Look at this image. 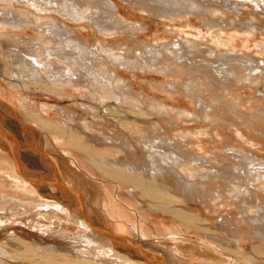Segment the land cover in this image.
<instances>
[{"label":"rangeland","instance_id":"374dc122","mask_svg":"<svg viewBox=\"0 0 264 264\" xmlns=\"http://www.w3.org/2000/svg\"><path fill=\"white\" fill-rule=\"evenodd\" d=\"M80 1L83 2L82 0ZM110 1L115 4L116 10L118 12L117 15L128 22L126 27L123 26V28H120L119 30H99L98 27L89 20H63V15L59 14V16H57L58 20H60V23L62 21L66 22L71 27L73 33L76 34V36L85 37L87 39L86 42L91 46L103 45L101 47V49L104 51L101 52L103 55H106V53H115L122 56L125 61L128 60V63H126L124 66L121 64L117 67L113 66L112 64L108 66L113 70L114 73H116L115 81H118V86L116 84L115 89L110 90L109 94L105 95L103 91H99L98 87L94 88L93 91L99 94V99L96 98L98 100L97 101L93 97L90 98L91 96L89 95L91 88L87 87L86 85L84 88H79L77 86L66 87L65 93H63L61 96L48 93L53 97H48L42 93L43 91L39 92L38 90L36 92V88H24V95L29 99L32 106L39 111L35 114H31L29 110H25L20 101L17 99L18 97L16 98L7 81L3 77H0V96L9 102L14 107V109H16L21 118L31 125L28 127L26 124H23L22 121L13 119L18 125L20 131H22L19 134L22 140H25L23 136L25 128H28V130L33 129L40 133L38 135L32 131L26 132L31 135L32 143L35 145L41 146V142L43 141L42 138H46V153L49 155L52 154V156L56 157L60 163H64L63 161H65V163L68 162V165L71 166L76 173L78 172L81 174L83 178V182L81 183L82 185H78L79 183L76 181L77 179H75V177V180H69L67 178L70 182L76 184V190L78 189L80 192L84 191V193L85 191L87 193H102L104 195L107 202L104 201L99 203L98 199L95 197L92 201V203L96 202L102 205L103 207L100 205L99 206L103 211L98 210L99 207L98 209H95V206H92V203L88 201L86 202V204L88 203L89 206L88 213L94 214L96 212L102 217V220L104 221L108 216L112 224L116 220L112 216L108 215L106 209H108L113 201V195L115 196L114 191L112 188H110V186H108L107 181H105L100 175L96 174L94 170L95 168L86 158H84L85 156L81 153H84L83 149L79 153V150H74L68 145V138L71 139L72 137H75V139L82 144V142L86 143L85 138L87 137L88 133L98 138L100 137V139H103V136H106L109 138L108 143H111L113 140H121L122 137H125L126 139H124L126 142H128L129 139V142L132 140L130 143L133 144L134 151L136 150L138 155L141 156L142 150L134 138V136H136L138 133H141L142 137L140 138L142 140L144 138H148V136H153L158 140L161 138L165 139L171 144L173 143V139H175L178 143V148H181L182 151H188V158H191V152H194L196 155L199 154L203 156L204 160H207V162H204V164L199 167V169L198 167H195L193 170H189L191 180H198V174H200V170L203 172H205V170L214 172V170L217 168L221 171H232L237 175H243L244 171H247L246 173L248 175H252L253 172V176L258 177L257 171H260V173L262 170L264 171V165H259L258 163L261 159L264 160V1L243 0L245 3H241L243 1L239 0L233 1L232 5L223 4L224 7H222L220 2L225 0H200L203 3L206 1L204 6L205 8L212 6L211 12L204 10L197 13V11H195L196 15H194V13H190L182 16L177 15L176 18H172L169 13L162 14L161 12L155 11L156 7L160 9V6L158 5L159 0H156L158 3L155 2V0H149L147 1V3L149 2L147 5L141 4L140 6L135 5L133 2L131 3V0ZM152 1L154 3H152ZM257 1L260 3V6H258L259 4ZM233 3L235 5L238 4V8L240 10L234 9L235 5ZM87 6L88 5H85V7ZM92 6L96 7L94 9L98 8V10L103 13L102 16L107 13L111 15L109 11L103 8L105 6ZM212 19L215 23L212 21ZM16 31L28 37H33L35 35L34 31L30 28L23 30L20 28ZM0 37V61L4 63H10L11 58L6 57V43L2 39V37L6 36L3 32H1ZM175 42H177L178 45H176ZM190 42L192 44V48L194 49L190 47L188 48V46L186 48V45H188ZM194 42L195 45H193ZM167 43L171 44L169 45L171 49H173L175 52L177 51L174 55L172 52H170V50L166 51L164 49V44ZM182 44H184V47L186 48L185 52H187V54L181 58L179 55H183V53H185L184 49H182ZM106 47H110V49ZM180 47L182 50L179 49ZM150 48L164 49V55H169L170 57H168L171 60H163L164 63L153 64L156 63L154 60L155 56L151 57L149 55L147 58ZM126 52L127 55L125 54ZM139 52L142 53L141 55L146 60H149L146 61L144 58H141L139 56ZM156 52L158 53L159 51L157 50ZM226 54L232 57L238 56L239 61L242 56H245V54L253 56L256 59L255 62H252L253 67L251 66L253 68L251 76L253 80L250 79L249 81L245 79L249 71L247 70L245 72V67H242L241 71L238 70L240 68H237L238 73H236L237 75L235 74V76L232 74L233 67H230L231 63L227 62V65H223L221 63L219 65V63L222 62L221 56H227ZM132 55L136 59V65H134L135 61H132ZM156 55L157 58L155 59H160L161 56H159V54ZM243 61L245 60L243 59ZM170 63L171 66H169ZM200 65L201 67H199ZM198 68H200V71H197ZM95 70L96 73H99V68L98 71L97 69ZM221 70H225L224 73H221ZM207 74H210V77ZM88 75L93 78V71H89ZM211 77H213L214 80ZM128 85L130 86V90L133 93L130 92L132 95L128 93L125 95V97L123 96V99L125 98L124 104L120 105L121 108L123 107L122 109L125 111L127 117H120L116 113H111L109 114L110 116L106 115L105 108L109 104L115 102L114 99H111L112 96H115V94L117 96L116 92L122 93L123 90H129V88L127 89ZM118 88L122 90L119 91ZM198 90H201V94H203L206 99H209L208 101L215 103V106L217 107L212 110L214 112L210 111V114L208 113L210 109H208L206 103L205 105L199 104ZM88 93L89 95H87ZM62 96L64 98H62ZM136 101H139V104ZM141 101L143 103H140ZM51 105L56 108L61 107L60 109L63 108L64 110L62 109V113L56 110L54 112L50 109V107H52ZM68 105L71 108H69ZM94 110L98 113H96ZM14 115L17 116L15 113ZM71 115L75 120L70 118ZM59 116L62 118L65 116L66 119L64 118V121L71 123V135L65 131H58L54 127L53 123H55V120L57 119L56 117ZM77 118H80L81 120ZM71 119L72 121H70ZM39 123L49 126V129H42L39 126ZM159 126L161 127L160 129ZM6 128L7 126L5 129ZM154 128L158 130L157 134L151 133L150 135V131H152L150 129L154 130ZM73 130H76V135ZM35 135L38 137L39 142L34 139ZM167 137L172 139L169 140ZM124 139H122V142L126 143L124 142ZM117 142L119 144V141ZM186 142L188 144L184 145ZM171 147L174 146L172 145ZM232 148L242 149L240 152L243 154L240 152H234ZM105 151L107 153H111L113 158H120L122 155L124 156V154L116 152L115 149H105ZM69 153H74V155L71 156ZM94 154L96 157L98 156L96 155L97 153H93L92 156ZM75 155L77 157H75ZM80 155H82V158ZM256 157L260 159H255ZM62 158L64 160H61ZM227 161L231 162L229 163L231 166L227 164ZM234 163L241 165L244 169L242 168L235 170L233 165ZM72 168L69 167V170L71 172L73 171L74 173ZM184 168L188 167L183 165L181 170ZM252 169H254V171ZM259 179L260 180L255 179L256 183L254 185L244 182L248 188L246 187V189H243L242 187L239 190H236V187H239L241 184H243V182L234 180V184L236 186L232 187V185L227 184V179L218 178L217 180L212 181L214 193L212 191L208 192L210 194L202 193L204 196H207L206 200L198 199L195 201L188 200L185 196L180 197V199L176 198L174 195L170 196L166 194V196H164L160 189L157 190L154 188V184H157L158 181H155V183L148 181L149 188L151 185V188L148 192L144 191L143 193V189L138 187V190L140 191L139 196H141L139 197L141 204L146 205L147 208H149V210L144 211L145 215L140 212V207L138 204L139 199H132L127 195L121 196L122 200L118 198L124 205H126V199H131V205L134 208L132 209V212L134 213H131L129 211V207H131L130 203L127 205L128 207L125 208L124 212H129L132 215V220L131 222L127 221L123 222V224L120 223L123 225V227L119 229L125 228L126 231L130 233V235L142 242L145 240L143 239V236H146L147 234L148 235L146 237H149L151 233H155L157 236L160 235L157 234L156 231L152 232L151 229L149 230V227L151 226L150 219H153L154 224L158 226L160 224L162 226L166 225L169 228L168 231H166L169 235H164L163 232L159 238L161 237L160 239L168 243V246H170V249H172V251H170L172 256L176 254L175 250L178 247L181 248L180 246L186 250V255L187 252L189 253L190 256H182L183 259H177L182 261L183 264H211L213 261H217L220 264H244L243 261L238 260L237 255L238 257L244 256L248 258L247 260L248 262L250 261V264H264V244H262L264 241L259 240L258 237L253 236L251 233L249 234V232H251L249 229L251 228L250 225L247 224L251 223L249 222L248 218L247 222L244 220L241 208L248 204V211L251 215L257 214V211H262L258 207L259 204L264 201V176H261ZM121 180L126 181L123 179ZM87 181L94 183V185H86L85 182ZM128 181L129 180H127L125 183L132 184L131 181ZM96 185L103 186L96 192V189L94 188ZM85 188L91 189L87 190ZM103 192H107V194L105 195ZM243 192L249 194L252 192L250 194L251 196L249 195L247 197L245 195L249 201L244 198L245 196L242 195ZM176 199H178L179 202H177L178 200ZM207 200L209 203L206 206ZM256 204H258V206H256ZM169 205L173 207L175 205L176 207L180 206L181 209H186L185 211L187 212H194V215L189 213V216L187 217L188 220H182V218L177 217L178 215L174 216L172 211L165 209V207H169ZM190 207H192V209ZM147 214H149V219L146 217ZM121 215V217L124 216L122 213ZM231 216L234 217L233 221H235L238 229L240 228L239 230L241 231L239 233L241 234L240 240L242 239L241 248H237L235 250H232L231 248L230 250L228 247L220 246V250L219 243L218 245H213L211 242L206 241L204 236L211 233L216 234L219 232V230L220 233L223 232L222 234L228 235L230 233L229 229L232 228H227L229 226L227 221L231 220ZM97 217L98 216L96 215V218ZM135 217L142 220L140 221L138 219L137 223ZM98 219L101 221L99 217L97 220ZM64 221L66 220L61 218L60 223L55 225V229L48 234H45V236L36 229H31L26 225H23V227L19 226L16 229H10V226L5 225L3 227L4 229L0 231V245L5 244L10 233L14 231L21 234L25 238H28L30 241L36 240L40 247H46L48 244L53 243L58 236L64 239H73L77 237V234H80V232L84 233L82 232L84 230L82 229L81 225L76 226L74 223L71 224L68 221ZM169 221H171L173 226H169ZM180 221H182V225L180 224ZM135 222L138 224V228L141 231L145 229V227L146 229L148 228V231L146 230L147 233L144 235L142 234L141 236L138 233L137 224H135ZM98 248L108 252L107 254H111L110 245L106 243L105 240L101 241V244L98 246H92V249H95L94 252H97L96 250ZM223 248L226 249L227 252L223 250ZM9 250L15 253L17 252L14 248H9ZM239 251L241 255L239 254ZM232 253H234L236 256ZM127 256L131 257L130 255ZM206 257L209 258L206 259ZM50 262L53 264H63L59 260L58 262L50 260ZM172 263L182 264L181 262L173 261Z\"/></svg>","mask_w":264,"mask_h":264},{"label":"bare ground","instance_id":"6f19581e","mask_svg":"<svg viewBox=\"0 0 264 264\" xmlns=\"http://www.w3.org/2000/svg\"><path fill=\"white\" fill-rule=\"evenodd\" d=\"M82 1L83 2H81L80 0H0V33L3 32L6 36V37H2V39L6 43L5 44V49H6L5 53H7L6 54L7 58H11L10 63H4V62L0 61V77H3L7 81V83L10 86L11 91L15 94L16 98L18 97L17 99L20 101V103L25 108V110L26 109L29 110L31 112V114H35L36 112H39V111L32 106L29 99L24 95L23 90H25V89L36 88V92L38 90H39V92L43 91L42 93H44L48 97H53V96H50L48 93L55 94L56 96H61L63 93H65L66 87H76L77 86L79 88H84V86L86 85L87 87L91 88L90 95H89V93L87 95L91 96L90 98L93 97L95 99L96 98L99 99V94L93 91L94 88L98 87L99 91H103L104 94L107 95L110 93V90L115 89L116 84L118 86V81H115V74L116 73H114L113 70L111 68H109L108 66L111 64L113 66H116V67L120 64L122 66H124L126 63H128L127 62L128 60L125 61L124 58H122V56L115 54V53H113V54L112 53H106V55H103L101 53V52H104L101 49V47L103 45L91 46L90 44H88L86 42L87 39L85 37L76 36V34L73 33L71 27L66 22L62 21L60 23L59 22L60 20H58L57 16H59V14L63 15V17H62L63 20H66V19L69 20L70 19V20L80 21V20L86 19V20L91 21L93 24H95V26H97L99 30L100 29L101 30H111V29L119 30L120 28H123V26L126 27L128 22L126 20H123L122 18H120L119 15H117L118 12L116 10V6L110 0H82ZM147 1H149V0H131V3L133 2L135 5L140 6L141 4L147 5L149 3V2L147 3ZM153 1H152V3H154ZM206 1L203 3L200 0H159L158 5L160 6V9H158L156 7L155 11L161 12L162 14L163 13H169V15L172 16V18H176L177 15L182 16V15L190 14V13H194V15H196L195 11H197V13L199 11L202 12L204 10L211 12L212 6L208 7V8L204 7ZM233 1H239V0H225V1H221L220 4L222 7H224L223 4H226V5L231 4L232 5ZM155 2H157V1L155 0ZM241 3H245V1H243ZM258 4H259L258 6H260L259 2H258ZM85 5H88V6L85 7ZM92 5L99 6V7H100V5L105 6L103 8L106 9L107 11H109L111 15H109L107 13L109 16L107 14H104V16H102L103 13H101L98 10V8L94 9L96 7H93ZM209 5H210V3H209ZM238 6H239L238 4L235 5L234 9H239ZM201 12H200V14H201ZM212 21H213V19H212ZM20 28H22V30L26 29V28H30L34 31L35 35L33 37L25 36L24 34L16 31V30H19ZM180 41H182V40H180ZM169 43L164 44V49L166 51L170 50V52H172V54L174 55L177 51L175 52L173 49H171L169 46L171 44H169ZM175 44L178 45L177 42H175ZM182 45H180V46H182V49H184V52L186 51L185 49L187 48V46H188V48L189 47L192 48L191 42L188 43V45H186V43H185L186 48L184 47V44H182ZM193 45H195V42ZM106 48L110 49V47H106ZM150 49L148 51V54L147 53H145V54H147V58L149 55L151 57L155 56L154 60L156 61V63H153V64H161V63H164L163 60H165V61L171 60V59H169V57H170L169 55H168L169 57L164 55V52H165L164 49L163 50L160 48H155V49L153 48L154 50L152 48H150ZM179 49L182 50L181 47ZM192 49H194V48H192ZM157 50L159 51L158 53L156 52ZM155 53L159 54V56H161L160 59H155V58H157L156 57L157 55ZM125 54L127 55V52ZM141 54L142 53L139 52V56L141 58H144ZM185 54H187V52H185V53H183V55H179V56L182 58V57H184ZM190 54H192V53H190ZM126 57H128V56H126ZM145 57H146V55H145ZM133 58H134V56L132 55V61H135V64L133 62L132 63L134 65H136V63H137L136 59L134 58V60H133ZM243 59L245 61H243ZM144 60H146V59L144 58ZM148 60H146V61H148ZM255 60L256 59L253 56H250L247 54H245V56H242L240 58V61H239L238 56L232 57L229 55H227V56L224 55V56H221L222 62H220L219 65L221 63L223 65H225L227 62L231 63L230 67H233V71H232L233 75L238 73V70L241 71L242 67H245V69H246V70H244L245 72L247 70H249L248 75L245 77V79L250 81V79L253 80V78L251 77L252 76V69H253L252 68L253 67L252 62H255ZM150 61H153V60H150ZM140 62H142V61H140ZM212 62H214V61H212ZM171 63L169 66H171ZM199 67H201V65ZM98 68H99V71H98ZM237 68H240V69L237 70ZM95 69H97V71L99 73H96ZM89 71H93V75H94L93 78L88 75ZM197 71H200V68H198ZM224 71L225 70H221L220 72L224 73ZM256 71H255V73H256ZM207 75L209 76L210 74H207ZM221 75H223V74H221ZM242 75H243V73H242ZM211 78L213 79V77H211ZM216 79H217V76H216ZM218 79H220V78H218ZM229 79H231V78H229ZM216 82H218V81H216ZM218 84H220V83H218ZM120 85H122V84H120ZM213 85H214V83H213ZM215 87H217V86H215ZM128 88H129V90H123L122 93L116 92L117 96H116V94H115V96H112L111 99L112 100L114 99L115 102L109 104L105 108V114L106 115H109L111 113H116L120 117H124V116L127 117L125 111L122 109L123 107L121 108L120 105L124 104L125 98L123 99V96L125 97V95L132 92L130 90L129 85H128L127 89ZM123 89H125V88H123ZM174 89H176V88H174ZM118 90L121 91L122 89L118 88ZM97 91H98V89H97ZM198 92H199V95H198L199 104L205 105V103H206V106L208 107V109H210L208 111V113L210 114V111L214 110V108H216L217 106H215L214 102L208 101L209 99H206L203 96V94H201V90H198ZM132 93H130V94L132 95ZM133 96H135V95H133ZM222 96H223V94H222ZM62 98H64V97L62 96ZM133 99H135V98H133ZM137 103L139 104V101ZM140 103H143V102L141 101ZM6 107H7V105H6ZM36 107H37V105H36ZM68 107H69V105H68ZM129 107H131V106H129ZM60 108H56L54 106L50 107V109L52 111L55 112V110H56V111L62 113V111L64 109L62 108L63 109L62 110ZM69 108H71V107H69ZM7 109L9 111V108H7ZM45 109H46V107H45ZM94 109H96V108H94ZM10 110H12V109H10ZM129 111H128V113H129ZM212 112H214V111H212ZM73 113H75V112H73ZM96 113H98V112H96ZM218 114H220V113H218ZM4 116H6V118L4 117L5 119L0 120V122H2V125H3L2 127L4 129L6 126L9 127L5 123L7 121L11 124L12 127H14L15 131L18 134H20L21 131H20L18 125L14 122V120L21 121V119H19L18 116H15L13 112H12L11 116L8 114H4ZM76 116H75V118H76ZM29 117H30V115H29ZM7 118L8 119L11 118V119L7 120ZM56 118L57 119L55 120V123H53V121H52L54 127L58 131H60V130L65 131L69 135H71L72 125H71V123L64 121L65 116H64V118H62L61 116L56 117ZM70 118L74 119V117L72 115L70 116ZM70 118H68V119H70ZM80 118H77V119H80ZM72 119L70 121H72ZM74 120H73V122H74ZM87 123H88V121H87ZM90 123H92V122H90ZM93 123H94V121H93ZM39 126L44 130L49 129V126H46L43 123H41V124L39 123ZM87 127H88V125H87ZM74 128H76V127H74ZM160 128L161 127L159 126V129ZM5 130H4V132H5ZM150 130H152V131H150V135H151V133L157 134V131H158L157 129L154 128V130L153 129H150ZM11 131L8 130L7 132H11ZM75 131H74V133L76 135L77 133ZM26 132H27V130H26ZM74 133H72V134H74ZM7 134H9V133H7ZM85 134H87V133H85ZM4 137H6V136L4 135ZM140 137H142L141 133H138L136 136H134L135 140L138 142V144L142 150L141 151L142 156L138 155L136 150L134 151L133 144L130 143L132 140L129 142V140H130L129 139L128 142H126L125 137H122L121 140H113L111 143H108L109 138H107L106 136H103V139H100V137L98 138V137L93 136L92 134L88 133L87 137L86 138L84 137V138H85L86 143H88L89 145L86 143H83V142L81 144L79 141H77L75 139V137H72L71 139L68 138L69 140L67 142L68 145L72 147V149L79 150V153L83 149L84 153L83 152H81V153H82V155L85 156L84 158H86L92 164V166L95 168L94 170H95L96 174L100 175L105 181H107L108 186H110V188H112V190L114 191L116 198L113 195V201L110 204V206L108 207V209H106V212L108 213V215L112 216L116 220V221H114L113 224H114V226H116L118 228L123 227V225H121L120 223L123 224V222H127V221L131 222V220H132V215L129 212H124L125 208L128 207L127 205H129V203H131V199H126V202H125L126 205H124L121 202V200H122L121 196L127 195V196H130L132 199L135 198L136 200H138L139 197H141V196H139L140 191L138 190V187H141L143 189V193H144V191L148 192L149 189L151 188V185H150V188L148 186V181H151L154 183H155V181H158L157 184H154V188L157 190L160 189L161 193L164 196H166V194L170 195V196L174 195V196H176V198H179V199H180V197L185 196L188 200L195 201L198 199L206 200L207 196H204L202 193H208L210 191L213 192L214 187L212 185V183H213L212 181L217 180L218 178L227 179L228 180V182L226 180L227 184L232 185V187L236 186L234 184L235 183L234 180H237L239 182H243V184H241L239 187H236V190H239L242 187H243V189H246L247 186L245 185L244 182H248L249 184L254 185L256 183L255 179L260 180L259 178L261 176H264L263 170H262L263 172L261 171V173H260V171H257L258 177H256V176H253L254 175L253 172H252V175H248L246 173L247 171L246 172L244 171L243 175H241V174L237 175V174L233 173L232 171H226V170L221 171L220 169L217 168L214 170V172H209L206 170H205V172H203L200 170V174H198V176H199L198 180H191V175H190L189 170L190 169L193 170L195 167H198V169H199V167H201L204 164V162H207V160H204L203 156H201L199 154L196 155L194 152H191V158H188L189 157V155L187 154L188 151L187 150L182 151L181 148H178L177 147L178 143L176 142L175 139H173V143L170 144L165 139H162V138L160 140H158L157 138H154L153 136H148V138H146V139L144 138L142 140ZM169 137H167V138L169 140H171L172 138H169ZM84 138H83V141H84ZM20 139H22V138L20 137ZM34 139L37 142H39L38 137L36 135L34 136ZM122 139H124V142H126V143H123ZM42 140H43L42 142L46 144V142H47L46 138H45V140L42 138ZM24 141H26V143H28L27 139H25ZM117 141H119V144ZM186 144H188V143L187 142L184 143V145H186ZM172 145L174 147H171ZM19 147H20V145H19ZM132 148H133V150H132ZM239 148H241V147H239ZM105 149H109V150L115 149L116 152L122 153V154H124V156L122 155V157H120V158H113L111 153H107L105 151ZM232 149L234 152L242 151V149H235V148H232ZM93 153H97L96 155H98V156L96 157L95 154L92 156ZM240 153H242V152H240ZM69 154L71 156L74 155V153H72V154L69 153ZM82 155H80L81 158H82ZM75 157H77V156L75 155ZM250 157H252V156H250ZM43 158H45V157L43 156ZM242 158H243V155H242ZM255 159H260V158L256 157ZM61 160H64V159L62 158ZM192 161H193V163H192ZM32 162H33V160H32ZM63 162L64 163H61V167L63 168V170L65 172V176L69 180L77 179L76 181L79 183L78 185H82L81 183L83 182V178H82L81 174L78 172L76 173L75 170L71 166L68 165V162H66V163H65V161H63ZM227 162H228L227 164L231 163L229 161H227ZM258 163H259V165H264V160L261 159L260 162H258ZM47 165L50 166L49 164H47ZM183 165H186L188 168H184L181 170V167ZM233 165H234L235 170L243 168L241 165H237L236 163H234ZM68 166L74 170V173H73V171L71 172L69 170ZM93 167H92V169H93ZM51 168L53 169L54 167H51ZM252 170L254 171V169H252ZM29 177L31 178V176H29ZM74 177H75V179H74ZM121 179L126 180V181H122ZM127 180L131 181L132 184L125 183V182H127ZM221 181H222V179H221ZM87 182H85L86 185L90 184L89 182L88 183ZM38 184H40V183H38ZM89 186H91V184ZM85 189L90 190L91 188H85ZM103 193L105 195L107 194V192H103ZM251 193L252 192H250V194ZM88 194H89V199H90L89 202L90 203H92L94 197L96 199H98L99 203H102L104 201L107 202L102 193L96 194L94 192L93 193L90 192ZM208 194H210V193H208ZM250 194L243 192L242 195H244V196L246 195L248 197ZM246 196L244 198L249 201V199ZM118 198L121 200H119ZM176 200H178V199H176ZM252 200L254 201L253 198H252ZM138 202H139L138 204L140 207V212L145 215L144 211L149 210V208H147L146 205L141 204L140 199L138 200ZM177 202H179V200ZM205 203H206V201H205ZM208 203L209 202L207 200L206 206ZM100 206H102V205H100ZM256 206H258V204H256ZM190 208L192 209V207H190ZM241 208H242L244 220L247 222V218H248L249 222L251 223V224H247V225H250V228H251V229H249V230H251V232H249V234L251 233L253 236L258 237L259 240L264 241V201L261 202V204H259V207H258L262 211L261 212L257 211L258 213L255 215H251L250 212L248 211V204L244 205ZM142 209H143V211H142ZM165 209L172 211L173 212L172 214H174V216L178 215L177 217L182 218V220L187 219V217L189 216V213L194 215V212L193 213L191 211L187 212V211H185L186 209L183 210L180 208V206L176 207V205L174 207L169 205V207H165ZM71 210L66 205H63L61 202H59L56 199H49V198L43 197L39 193V191H37V188L35 186L30 184L28 180L24 179L23 177H21L16 172L14 162L0 148V231L2 229H4L3 227L5 225L10 226V229H13V228L16 229L19 226L23 227V225H26L27 227H30L31 229H36L37 231H39L41 234H43L45 236V234H48L49 232H51L52 230L55 229V225L60 223L61 218L70 222L71 224H73V223L76 224V226L81 225L82 229L84 230V231H82L84 233L80 232V234H77V237H75L73 239H64V238L58 236L53 243L48 244L46 247H40L36 240L30 241V240H28V238H25L24 236H22L19 233H16L15 231L11 232L10 235L8 236V238L6 239V243L0 245V264H40V263L41 264H43V263L44 264H53L52 262H50V260H53L54 262H58V260H59L63 264H145V262H143L142 260L136 259V258L132 257V255H130L126 252L118 251L117 249L115 250L110 239L103 236L101 233L95 231V229H93L92 226L89 225L84 220L83 217H81L80 215L75 213V211H73V210L71 211ZM88 212L89 211L87 210V213ZM120 212L122 214H124L123 217H121L122 215ZM254 213H256V212H254ZM233 219H234V217L231 216V220L227 221V224H229V226L227 228L228 229H229V227L232 228V229H229L231 234L229 233L228 235H224V234H222L223 232L220 233V230H219V232H217L216 234L215 233H211L208 235L204 234L205 235L204 237L206 238L205 240L208 242H211V244H213V245L214 244L218 245V243H219V247L220 246L228 247V248H230V250H231V248H232V250H235L237 248H241V240L242 239L240 240L241 234H239L241 231L239 230L240 228L238 229V226L235 223V221H233ZM66 221H64V222H66ZM97 221L99 222L100 220L98 219ZM150 221H151L150 222L151 226L149 227V230L151 229L152 232L156 231V233L158 234L160 227L158 225L154 224L153 219L152 220L150 219ZM180 222H181L180 224L182 225V221H180ZM241 223H243V222H241ZM152 228H153V230H152ZM144 230L148 231V228L146 229V227H145ZM85 233H87V234H85ZM151 235L157 236L155 233H153V234L151 233ZM104 240L106 243H108L110 245L111 254H107L108 252H105L101 248H98L96 250L97 252H94L95 249H92V246H95V245L98 246L101 244V241H104ZM262 244H264V243H262ZM159 246H161V245H159ZM168 247L169 248H166V249H170V246H168ZM180 247L181 248H178L176 252H178L182 256H187V255L190 256L188 252L186 255V253H185L186 250H184V248L182 246H180ZM9 248H14L15 251H17V252L16 253L12 252L9 250ZM162 248H163V246H162ZM220 250H221V247H220ZM223 250L226 251V249H224V248H223ZM171 251H172V249H171ZM206 251H208V250H206ZM193 253H196V252H193ZM125 254L130 255L132 258L125 255ZM232 254L235 255L234 253H232ZM239 254H240V251H239ZM242 254H244V253H242ZM207 258H209V257H206V259ZM237 258H238V260L243 261L244 264H250L249 263L250 261L248 262V260H247L248 258H246L244 256L238 257V255H237ZM179 259H181V258H179ZM172 261L182 263V261H180V260L173 259ZM211 264H220V263H218L217 261H213V262H211ZM259 264H263V263H259Z\"/></svg>","mask_w":264,"mask_h":264},{"label":"crops","instance_id":"0c3cea01","mask_svg":"<svg viewBox=\"0 0 264 264\" xmlns=\"http://www.w3.org/2000/svg\"><path fill=\"white\" fill-rule=\"evenodd\" d=\"M4 102H3V101ZM2 104H5V106L7 105V107H3ZM9 108V111L8 109ZM12 109V110H10ZM7 111V112H6ZM15 113L19 119H21L22 123L23 124H26L28 127H30L31 125L28 124L26 121H24L23 118L20 117V115L18 114V112L16 111V109H14V107L9 103L7 102L5 99H3L1 96H0V120L2 119H5L6 116H4V114H8V115H12V112ZM6 112V113H5ZM5 117V118H4ZM11 119V118H9ZM7 118V120H9ZM6 125H8L10 128H6V130L2 127V122H0V127L2 128V132L4 133V135L6 137H4L6 139V142L9 146V148L13 151V153H10L9 151H7L6 149L2 148V146L0 145V148L3 152H5L11 159L12 161L14 162V165H15V169H16V172L21 176L23 177L24 179L28 180L27 177L31 176V179L35 180L37 183H40V185L42 186H45L43 187L44 190L48 191L49 193H53V194H58V193H61L62 191L60 190V187L59 185L57 184V181H61L63 182L67 187H69L70 189L76 191L79 196L82 197V204H83V208L84 210L87 212V210L89 209V206H88V203L86 204V201L88 202L90 199H89V194L87 192L84 193L83 192H80V190H76V184L70 182L67 177L65 176V172L63 170V168L61 167V163L59 162V160L52 156L47 154L46 153V144L45 143H42L41 142V146H38V145H35V144H32V137L31 135H29L28 133H26V130L27 132L32 131V132H35L37 133L38 135L40 134L39 132H37L36 130H33V129H29L28 128L24 129V138L27 139L28 143H26V141L20 139V136L19 134L15 131L14 127L11 126V124L9 122H5ZM5 130V132H4ZM11 131V132H7V131ZM22 132V131H21ZM9 133V134H7ZM14 133V134H13ZM9 136H7V135ZM28 134V135H27ZM10 138V139H9ZM30 139V140H29ZM44 139V138H43ZM45 140V139H44ZM20 145V147H19ZM21 153V154H20ZM15 155V156H14ZM43 156L45 158H43ZM15 157L17 158V160L15 159ZM33 160V162H32ZM56 160V161H55ZM37 161V162H36ZM24 162V163H23ZM53 162V163H52ZM59 162V163H58ZM17 163L20 164V167L23 168V170L25 171V174L27 175V177L25 178L23 176V174L20 173V171H18V167H17ZM47 164H49L51 167H54L53 169L48 166ZM34 165V166H33ZM32 168V169H31ZM27 169V170H26ZM31 169V170H30ZM52 169V170H51ZM30 171V172H29ZM63 172V173H62ZM53 175V176H52ZM33 177V178H32ZM30 178V177H29ZM55 178V179H54ZM66 178V179H65ZM38 180V181H37ZM40 180V181H39ZM43 180V181H42ZM29 181V180H28ZM66 181V182H65ZM30 182V181H29ZM45 182V183H44ZM91 185H94V183L92 182H89ZM30 184H32L30 182ZM33 185V184H32ZM75 185V186H74ZM34 186V185H33ZM103 185H96L94 186V188L96 189V192L102 188ZM51 187V188H50ZM37 188V187H36ZM37 191H39V189H37ZM40 193V191H39ZM43 197H45L42 193H40ZM87 195V196H86ZM115 197V196H114ZM47 198V197H46ZM84 198V199H83ZM86 200V201H85ZM95 206V209H99L98 210H102V208L99 206L100 204L99 203H96V202H93L92 203V206ZM131 205V203H130ZM87 206V207H86ZM139 208V207H138ZM137 208V209H138ZM129 211L131 213H134L132 212L134 209L131 205V207H129ZM71 210V209H70ZM72 211V210H71ZM105 213V212H104ZM89 214L90 216L94 217L96 220V215L101 219V221H99L100 224H103V226L107 227L109 230H111L113 233L117 234V235H121L125 238H127L128 240L132 241L133 244L135 246H137L138 248L142 249L143 251L147 252V253H150L152 254L154 257L158 258L163 264H173L172 263V260L175 259H183L177 251V248L175 250V255L172 256V253L170 254V251L171 249H166V248H169L168 247V243L162 239L159 238L160 235H162L161 233H163L164 235H168L166 231H168V227L166 225L162 226L161 224L159 225L160 226V230L158 232V236H154L150 234L149 237H146V236H143V240L142 242H140L138 239H135L132 235H130V233H128L126 231V229H119L118 227L114 226L110 219L108 218H105L106 220H102V217L100 215H98L96 212L94 214H90V213H87ZM149 214H147V217H148ZM136 216V215H135ZM150 217V216H149ZM136 218V217H135ZM138 219L139 218H136V221L138 223ZM140 221L142 219H139ZM135 222V224H137ZM168 223V222H167ZM106 224V225H105ZM169 225L173 226L171 221H169ZM137 229H138V233L142 236V234H146L147 232L143 229L142 231L139 230L138 228V224H137ZM165 230V231H164ZM125 231V232H123ZM149 233V232H148ZM151 233V232H150ZM145 242V243H144ZM161 245V246H159ZM163 246V248H162ZM166 246V247H165ZM146 264V263H145Z\"/></svg>","mask_w":264,"mask_h":264},{"label":"water","instance_id":"95a60500","mask_svg":"<svg viewBox=\"0 0 264 264\" xmlns=\"http://www.w3.org/2000/svg\"><path fill=\"white\" fill-rule=\"evenodd\" d=\"M3 107H6L5 104H2ZM0 145L2 148L6 149L10 153H13V151L9 148L6 139L4 138V133L2 132V128L0 127ZM15 156V155H14ZM17 160V158L15 157ZM18 171L23 174L24 177H27L23 169L20 167V164L17 163ZM28 180L35 186L37 189H39L40 193H42L45 197L49 199H56L59 202H61L63 205H66L69 209H72L84 218V220L92 226L95 231L101 233L103 236L110 239L112 242V245L114 249L122 252H126L132 257L136 259H140L146 264H163L158 258L154 257L152 254L147 253L143 251L142 249L138 248L133 244L132 241L128 240L127 238L117 235L113 233L111 230H109L107 227L100 224L94 217L87 214V212L83 208L82 204V198L79 196V194L67 187L63 182L57 181V184L60 187L61 193L53 194L49 193L48 191L44 190V186L42 187L40 184H38L35 180L27 177Z\"/></svg>","mask_w":264,"mask_h":264}]
</instances>
